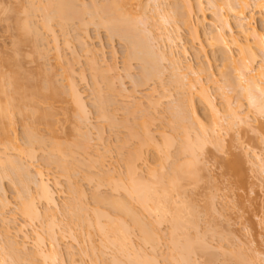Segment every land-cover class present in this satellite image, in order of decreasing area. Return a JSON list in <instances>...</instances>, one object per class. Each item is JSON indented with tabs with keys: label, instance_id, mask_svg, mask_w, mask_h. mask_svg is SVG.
<instances>
[{
	"label": "bare ground",
	"instance_id": "bare-ground-1",
	"mask_svg": "<svg viewBox=\"0 0 264 264\" xmlns=\"http://www.w3.org/2000/svg\"><path fill=\"white\" fill-rule=\"evenodd\" d=\"M79 1L81 3L83 2L81 0H51L48 3L46 2V5L45 4L44 6L41 5L42 9L39 7L40 9L39 11L42 12L43 10L46 14L45 15L46 19L44 21V24H42L43 26L42 28L45 29L44 31L48 30L47 31L48 33L51 32V36H54L52 37L53 38L52 43L56 49V50L55 49L53 50H55V53L57 51V54H56L57 58L55 54L53 56L58 60L61 57H63L59 55L60 50L57 47L58 46L57 42L59 43V41H57L55 32L53 31L51 27V23L53 20H58L60 25H62L63 29L65 30L64 26H67V24L70 21H73V19L75 18H78V17L81 18L80 15H82V13H84L85 11L90 10L92 12V13H90V11L89 13L86 12V14H89V15L92 14L91 18H93L94 15L96 16L98 15V17H96L99 19L97 22L98 24H96L98 25V27L99 26L100 27L102 26V28L105 27L107 29L106 31L110 33L109 35H112L115 37L119 36V38L123 39L127 43L128 45V52L126 56L127 62L136 60V61H139V63H141L142 74L140 75L141 79L139 78L140 81L136 80L138 83V84L136 83L137 86L138 85L140 86V84H143V83L145 85L146 81L148 82V80L150 81L154 77L161 76L162 73H164L163 69L161 68L163 65L162 62H167L168 65H170L169 70H171L173 74V78L176 79L175 83L178 84L176 85V89L178 86L179 87L178 89L182 90L181 93L186 88L185 82L183 83V81L185 80L187 81V79H189L188 80L189 82L187 81L188 86H189V87L187 86V88H189L188 92L186 93L184 91L185 92L183 94L185 95L184 98L182 99L180 97L181 99L180 101H177L178 103L174 104L173 102V104L175 105V106L172 105L173 109L170 108L173 110V112L171 111L172 116H173L172 123L174 124V125L172 124L173 126L172 133L174 135L176 134V137H174L173 134L168 136L166 132L165 133L161 132L160 133L161 140L159 141L158 139H156L157 137L156 138L154 137L155 135L153 136V134H151V131L149 130L148 123H147L149 122L148 119L145 118V121L148 120L146 121V123H144L145 121L144 122L139 121V122H142V125L138 126L137 127L138 130H137L136 127H133L134 125L133 123L137 121V120L134 121L136 119L135 118L133 120L134 122L131 123L133 125L130 124L131 126H129L130 127L128 129L130 130L129 136H132L134 138L137 137V139L139 138L140 140L138 141H140V143L137 144L138 146H136L137 148L135 150H131L133 151L131 152V154L129 152L130 155L127 156L128 158H126L124 177L121 174L120 175L118 174L117 176L115 174L116 172L112 174L111 172L108 171L109 173H111L110 175L107 174L108 173L107 171L105 173L107 174L106 178H107V181H109V185L111 183V185L109 186V187L112 186L111 191L114 192L115 194L118 193V195L122 193L121 194L122 197L120 195H119L120 197H117L118 196L117 194H116L117 196L113 197V193H111L112 195L110 196L108 194V197L106 194V197H105L97 193L95 197L93 196L95 203L91 208L84 204L85 199H86L84 198V196L86 197V195H84L85 194L84 189L81 188L82 185L79 183L81 185V187H79L74 182L77 185L74 190L75 193H77V195L75 194L76 197L74 196V200H73V197L71 198L73 200L72 203L66 204L68 205L67 209L68 208L69 209L67 213L65 212L67 214V217L69 216L68 221L66 223V224L69 223L68 224L69 226L65 227L66 224H64V228L61 227L62 229H60L59 226H61V224L63 225L62 221H60L59 222L60 225L58 226L59 231L55 230L57 228L51 227V225H53V223L58 218V217L56 218V214L52 212L53 210L52 208H57L60 206V205L58 206L57 204L58 202H56V199H55V194H57L55 189L57 188L60 189L61 183L58 181H55L53 185H51L50 184L51 180L50 178L47 177L48 175L46 174L45 176L44 171L39 168H36V170L34 169L33 171L34 173L32 174V165L30 163L34 161L35 159L33 155L35 152L34 148L36 146L34 147V145H36V143L43 144V145L46 144V142L44 143V141L41 140L42 139L41 137H38L40 134L39 132H37L38 134L36 133L38 136L35 135V132L38 131V129L36 130L35 128L37 125V124L35 125V117H38L37 119L40 118L41 121L42 119H44V121L46 120V122L43 121L44 125L46 123V127L45 126L44 127L46 128V130H48L49 132L53 134L54 133L53 129L55 128L52 125L51 120L54 121V118H53L54 115H52V112L54 113V111L51 110V108L54 107L53 106L54 99L57 98L58 100V97H60L61 95L63 96L64 94H67V96L65 95V97H68L70 101L69 103H71L74 106V112L77 109V112L80 115V116L77 115L79 121L83 119V117L86 120L88 119V118H85V117H88L86 116V112H87L86 103L87 102L85 103L83 94L79 91L78 89L79 87L77 83L75 82L76 80L74 78V75L76 76L77 74L74 72V68L72 69L69 66L71 69L68 68L67 70L69 71H66L65 69L66 75L63 74L66 77L65 81H67L66 82L67 87L65 86L67 90L65 92L61 91L62 89L60 90V88H58L57 85H55V81L53 80L54 78L53 74H52L53 76L51 74L47 75V77L49 78V84L51 86H48V85L41 86V84H43L42 82L45 79H42L43 81H41L42 75H39V72L38 74L37 73L36 74L40 76L39 77V82H41L40 85H38L39 82L38 84L36 83L38 81L37 79L38 77H35V75L34 77H32L33 72L29 73L28 71L24 70V67L21 65L23 61L20 62L21 58L19 59V56H21V54L23 53L22 51H24L23 50L24 48L22 49V46H24L23 44L26 43L25 42L26 40H28L27 37L29 35L31 36L34 34L33 36L35 39H33V36H32L33 41L30 40V42L35 41L34 43L35 44L38 43V45H35V44L33 45L31 44V45L33 47L34 45L35 47L38 46L39 48H42V49L46 48L45 43H44V46H42L43 44L40 45L39 42H37L41 39V36L43 37L45 34L42 33V31L41 32L39 30L37 31L35 26L32 25L33 26L32 27L31 24H29V23H32V20L31 19L28 20V18H30L29 16L30 14L28 15L26 13L25 17L27 20L24 18L22 21V19L20 18L22 21L21 23H19L20 21L15 22V23L18 22L17 25L15 24L16 31L18 32L17 34L18 37L15 39L16 41H14V44H13L16 46V48L13 46L14 51L11 50L13 51L12 54H15V57L14 56H13L14 58L11 56L4 57L6 56L5 53H4L5 54L4 56L2 55L3 57L0 56L1 57L0 58V63H1L0 64V123H1L2 143L5 146L4 154L2 155L0 154V191H3L2 192L3 196L6 195L4 193V189L2 188L3 183H1V180L9 178L10 180L12 179L13 181L12 183H15V185L17 183V186L19 187L17 189L19 191V194L16 193L18 196V200H19L17 203L18 204L17 212L19 213V215H21V217L24 219V222H25L24 225H21V226L18 225L12 228L9 222H7L9 224L7 225L5 219H2L1 222H3L2 226L4 227V230H3L4 235L9 236L10 230L12 229L15 230L14 232L15 235L12 237L14 238L13 240L10 239L11 238L10 236H9L10 238L7 236L5 237L3 236L5 238L4 239L1 237V235H3L2 232L0 233V237L2 238V239L0 238V242L3 240V243L2 242L0 243V246H1L0 247L1 248L0 249L1 251L0 264H33V263L38 264V261H39V264H64L65 263L63 260L64 258H62L63 255L60 253L61 249H59L60 248L59 241L60 239L61 240L64 239L66 234H67L66 236L72 237L73 240H75V238H78V237L81 238V235L83 234L82 239H80L81 241L75 240L76 242L78 241V244L79 243L81 244L82 242L83 246L82 244L81 246L83 248L82 247L81 248H82L83 253L80 251L82 254L88 251L86 248H84V242L86 240L83 237H86V239L95 241V239L93 240V237L99 236L100 244L99 245L97 244L99 247L94 245L95 242H92L90 244V241L88 240L90 244L89 246L90 249L88 253L90 254V251H92L91 253L94 256V259H92L93 256H91V254L89 256L92 260H95L98 263L100 262L99 256L102 257L103 255H106L105 253L107 251H109V253H111L109 262L101 261L102 264L104 263L105 264H161L160 261L156 259V257L158 258V255L156 254V251L154 250L159 246L158 245L160 243L159 240L160 239L162 240V238H165V236L163 237V235L159 231L160 230L159 228L161 227L160 225H162L163 223L168 224L167 228L169 229L168 230L169 233L167 234L168 235L167 239L169 240L168 244H169L170 252L168 256L167 255L165 256L166 259L165 258L163 259L162 264H200V263H197V260H195V263H194L193 259L199 253L200 255L202 253H206L204 249L206 250L205 247L207 246H205L206 243L201 241L202 240V238H200L201 233L200 234L197 233L196 236L194 235L196 232H199L198 231L199 229L197 228L199 223L197 222V217L194 214V210L193 212L190 211L191 208L189 207L187 208L186 207L187 205L184 204L185 202L183 203V201L180 200L181 198L180 195H182L180 191L181 189L183 190V184H184L182 182L184 180L186 181L187 179H188L187 181L189 180L193 181L194 179L195 181H197L196 178H198L197 177L198 175L196 176V170H194L195 168L197 169V167H195L194 165L199 163V155L202 153L206 145H209L210 143L212 144V140H213V145H215L214 140L220 137L219 136V134L221 133L220 131L224 127V124L222 125V122L223 123L226 122L229 126V129L232 130L234 126L237 128H240L241 126V129H242L243 126L246 125L245 127L248 128L250 126L248 124L249 122L252 123L251 125L253 126V124L258 123L260 119L264 118V25H263V28L260 30L252 22L254 19V16H253L254 10H258L260 13L264 14V0H206L207 2H204V0H198V2L197 0H194L196 3H198L196 4V6L193 4L194 2H192L193 0H174L176 3L174 5L175 8L170 9L172 11H169V14L171 13L169 16L166 15L168 12L163 9L165 6L164 4L161 3V0H146L147 2H150L151 4H153V7H154L153 10L155 12V15L158 14V16H160L159 22L160 23L162 22L161 27L159 26L160 23L158 24L157 22V24H155L157 21L155 20V18L157 17L154 18L155 20L154 24L156 26L158 25L157 26L158 28H156L157 30L154 29L153 27H151L152 29L150 28L148 21H151L150 20L151 17H149V19L147 17L148 19L147 21V19H145L146 14L144 12L142 11L139 12L140 14L143 13L144 15V19H143V15H140L137 11H136L137 12L136 15L139 14L140 16L136 17L135 15L134 17L133 16L134 13L132 12L133 13L132 15L129 9L127 10L128 6L132 2H135L141 10L146 8L145 5L147 6V8L149 6H152V5H148V3L145 5H142L144 0H106L107 3L105 5H99L96 2L95 3L93 2L90 7L87 6L88 4L84 5V3L81 4ZM77 2L80 3L82 7L80 4L78 5ZM204 3L209 4L208 7L210 6L212 13L214 12L213 15L211 14L212 17H207V14H206L207 9L205 10L206 7L204 6L205 5ZM128 13H130L134 18L130 17ZM99 15H101L100 18H99ZM96 18H94V20L92 19L90 23L93 21L92 23L94 24L96 22L95 21ZM209 18H210V22H208ZM143 20L145 21V23ZM83 22L84 21L81 20V22L79 23H81L82 26H85L86 24H84ZM215 22H217L219 25H216ZM139 23L142 24V26H144L145 29L147 26L146 23H148L149 28L146 30L139 29V26H138ZM182 30L186 31V33L188 34L190 38V43L193 44L192 48L195 50V52H197L198 54H203L205 56L204 63H202V65H199L198 69L196 70L194 69L195 66L193 67L191 61L187 62L188 60L186 61L184 60L186 63H184L183 61V58L186 59V56L189 55L190 49L187 46L188 41L185 42L180 36V32ZM86 36L88 35L86 34ZM43 38L41 40H43ZM84 40L85 38L82 41ZM50 43H51V40H50ZM86 44H88V42L85 43L84 41V43L82 42L81 45L85 46L83 47L85 48V53L89 54V56L90 55L92 56L90 57L92 58L91 63H93V66H95V70H93V72L97 73L99 72L98 71L99 67L97 66V63L95 62L97 54L96 52L93 51L94 52L93 53L92 50H89L90 48H87ZM26 45H28V43H26ZM47 46H49V42ZM38 47L35 49L33 48L34 53L36 51L40 52V50H42V49H38ZM41 52H40V55H42ZM38 53L37 54L35 53L36 56L38 55L37 58H39L40 56ZM44 54H45V51L43 52V56ZM41 57L42 56H40L39 59H41ZM22 59H25L24 56ZM34 59L36 58L34 57ZM213 64H215L216 67L219 69L218 75H222V77L227 76L226 74L227 70H230V72L232 71L234 73L233 74L234 78L232 77V80H231L232 72L229 77V74H230L229 71H228L229 73L228 76L226 77V79L225 78L224 79L230 85V89L234 93L238 94L239 92L240 99L242 98L243 100H246L248 102V106H250L249 108L254 107L253 111L255 113V116L251 117V119L254 118V120L253 119L251 120L249 118V114L251 115V110H249L250 111L249 114H247L248 113L247 111L246 113L247 116H244V115L241 116L242 114L239 116V113H237V111L235 112L236 109L230 106L229 104L230 102H227L230 107L226 105L227 109L223 110L225 112H223L217 107V105L215 104L213 100V97L211 98L212 95L210 96V93H208L209 89L207 85L204 84L202 80V75L206 74L208 78L210 77L208 81L210 80L211 82L216 84L217 82L215 80L216 75L214 72H212ZM26 66L27 65L25 64V67ZM37 68H40V67H37ZM114 68L115 66L110 65V67L108 66L107 68L109 70L105 69L106 71L105 72L103 71L104 70L103 69L102 73L105 76H107L109 72L110 73L109 75H111L112 70ZM36 69H34V72L36 71ZM40 70H43V68L42 69L40 68ZM42 73L43 72H40V74ZM105 73H107V75ZM44 74H46L45 69H44L43 75ZM79 75L81 76V74ZM189 76L191 77L193 76L194 78L193 77L191 78ZM43 77L46 78L45 76ZM98 77L100 78V76ZM101 77L102 79L104 78L103 76ZM170 77H171V74H170ZM82 78L84 79V75H82ZM36 79L37 81H35ZM108 79H109V76H108ZM232 81H234V83ZM46 84H48V81L46 82ZM109 86H112V85H109ZM44 90H48L50 92V95H47V93L46 94L44 93L45 94L44 95L43 94ZM235 90L236 91L238 90V91L236 92ZM48 91H45V92H48ZM154 92L155 90L151 93H148L147 94L148 97L146 96V99L148 98V101H149L147 104L150 103L149 105H152L153 108L161 104V101L163 102V100L165 99L168 100L169 94L167 95L166 93H164V95L162 96L160 95L159 100H158V97H155L157 98V100H155ZM97 94L99 93L97 92ZM165 94L168 97L165 96ZM97 97L100 98L99 95H97ZM172 97H169V99H171ZM160 98H161V101H160ZM57 100L55 101V103L58 102ZM109 100L103 97L100 98V102H99V106L97 110V112H99V115H100L99 117H103V118L107 117V114H108L107 112H109L110 110L108 111L106 107H108L107 105L111 104V103H108ZM243 100L239 101L240 107L242 105L241 102ZM40 102L46 104L47 105L46 107H49V109H46V112L48 110L47 113L39 112V110L41 109L39 108L40 106L39 104H41ZM136 102L139 107L134 104L135 102H133L135 106H133V104L132 105L130 104L129 107L131 108L136 107V108H139L140 110V108L143 107L141 104V101H136ZM139 102L140 104H138ZM175 102H176V98H175ZM128 105L129 104H127V106ZM22 108L23 109L25 108V112H23ZM26 108L31 111V116L28 114L29 112L26 111ZM230 108H232L234 111ZM49 110L52 112L50 113ZM131 110L134 112V111H137L138 109L137 110L131 109ZM131 110H129V112H131ZM202 110H206L207 112H210L209 114H211V121L209 120V117L206 116L207 112L205 111V113H203ZM22 112L25 114H28L30 118L34 117V119L31 118L33 119L31 125L29 124L30 126H28L27 124L26 126V132H24L25 133V137H24L25 147L23 148L17 145L16 133H15V128H14V125H16L15 124L16 121L14 117L17 116L18 114H20L18 115L20 117L23 116ZM222 112L224 113V115ZM38 113L39 114L41 113V114L37 115ZM25 114H24V118L27 117ZM145 114L147 115L148 113H145ZM111 115L109 114L108 116H111ZM146 115L145 116L143 115V117H146ZM112 121L113 122L111 123L113 124L114 120ZM21 122H22V119H21ZM125 122H130V121L128 119ZM28 123H30V121ZM137 123L138 122H136L134 126H136ZM126 124L124 125L119 124V125L125 127ZM25 125L26 124L23 125V128L25 127ZM257 125L258 124L254 126L258 129ZM113 126L119 127L118 125H115V123L113 124ZM139 127L142 130H140ZM139 132L140 133L142 132V133L140 134ZM89 135L90 133H88V136ZM85 138L88 139L86 134H85ZM85 138L83 137V139ZM98 138L100 140L102 137H98ZM171 140H174L175 142ZM84 141H82L84 144L77 143L76 141L77 144H75L74 146L77 149L81 148L79 150H83L85 148ZM124 142L121 145L124 146V144H126V141ZM176 142H179L178 143L179 145L178 147L176 145L177 152L175 153V155L179 157L176 156L177 159L175 161L173 160L171 161L172 165L169 166L170 168L168 170L170 171V173L167 171L165 174L162 171V169L165 170L163 164H161L160 169L159 168L156 169L155 167L157 166H153L155 165L154 158H156V156L162 155V157H164V160L166 161H169V159L171 160V158L174 155L172 157L169 155L171 154L169 147L174 146ZM219 142L221 143V139L220 141L217 142V145H220ZM51 145L52 146L50 147V153H48L49 155L47 154V161H46L47 165H51V164L52 165L54 164V166L58 165L59 167V168L57 167L58 169H60V167L62 168L61 174L67 175L69 169L71 170V168H69L71 167V160L74 159V161H76L75 158H72L70 160V165H68L69 163L68 157L74 154L72 151L73 144L72 145L68 144L71 147L69 146L65 147V145L62 146L58 140L57 142H55L54 140L53 144ZM75 147L73 150H75L74 152H77ZM125 147L127 146L125 145L124 148ZM144 148H146V150ZM10 151H13L14 154L16 155L13 156L12 153L11 154L7 153ZM149 152L153 159L150 158ZM24 155H26L28 157L27 160H31V162L28 163L26 161L27 162L26 163L24 161L25 163H23L22 161L23 158L21 159V157L22 156L24 157ZM75 156H71V157H75ZM99 157L101 158L103 156L100 155ZM32 158L34 159L32 160ZM182 158L184 159L186 158V159L184 160ZM255 158H258L257 160L260 159L258 155L255 156ZM98 159L99 158L95 160L97 162H100V161L102 162L104 160V159L101 160L102 158L99 160ZM180 160H182L183 162L181 161L180 163ZM67 161L68 163L65 164ZM261 161L262 160L260 159L259 162ZM98 164H101V163H98ZM86 165L88 164L85 163L83 166H86ZM100 166L102 167V164ZM233 166L237 167L239 165L235 164ZM89 167L90 165L86 167V169H88ZM142 167L143 168L145 167L146 169L144 168L145 169L144 170ZM95 168L97 169L98 167L96 166ZM263 169L264 167L262 166L261 170L263 171ZM75 170L76 169H74V173L77 174V171L75 172ZM158 170H161V172L158 173L159 176H157ZM144 172L147 174L144 175L145 174ZM101 173L103 174L101 177H103L105 174L103 172ZM81 174H84V173H81ZM86 174L88 173H85V175ZM69 175L70 174H68V176ZM88 175H86V177H88ZM96 176L94 177L96 178ZM115 176H117V179ZM99 177L97 176V178ZM82 178H84V176H82ZM71 180L73 181V178H71ZM92 180H89V181H92ZM31 183L35 185V186L33 185L35 187V191L33 190V192H35L36 194L32 192V188L30 187ZM98 188L99 187L95 185V189H97L96 191H98L101 187L99 189ZM69 190H72L71 187ZM0 200H2L0 202L4 209L5 207L8 208V206H10L9 201L6 200V198L0 199ZM40 201L45 203L48 207L45 212L44 211L41 212V209L38 204V202ZM105 204L108 205L107 207H111L112 209L111 211H113L112 212L113 215L109 214L111 213V211L108 213L109 209L108 210L104 209L105 211H107V213L105 211H102V209L100 208L101 207L100 205H102V207L103 206L105 207ZM135 205H137L138 208ZM95 206H98V207L100 206V207L98 208ZM60 207H63V206H60ZM2 213L1 215H3ZM62 213L63 212L61 210V214ZM143 213H146V214H143ZM196 214L198 215V213ZM144 215L145 216L149 215L150 217L152 216L154 221L150 223V220H148L149 221L148 223ZM125 217H127L130 220V222L126 221ZM45 220L51 222V223L48 222V224L50 223V226L48 224L46 225L47 227L46 234H48V236L50 237V239L49 237L47 238L50 241L49 243L46 242L44 239L46 236L44 238L43 236H41L44 230L40 231L38 229L39 230L38 232L36 228L32 227V228H29L30 231H28L29 229H27L26 227V226H30L32 222L40 221V223L41 222L44 223ZM58 221H56L55 223H57ZM72 224L78 227L80 226L79 228H81V230L85 232L83 233L82 231L80 235L78 234L79 236L78 235L76 236L75 233H72V228H71L73 227ZM43 227L44 226H42L41 228ZM78 227H75V228H78ZM134 230H136L137 232L139 231L138 234H140L139 236H140V241H141L140 245L144 246L143 247L144 249H145V245L146 247L149 245H152V247H154L152 248L154 251L153 253L151 254L145 253L144 252L145 250H143V248L140 245L139 247H137L138 246L136 245L137 242H134L135 240L132 238V235L134 236L133 232H136ZM191 231H194L193 234ZM59 234L61 235V237L58 239ZM31 236L34 237V238L32 237L33 240H31L32 239ZM6 237L10 239V241L7 240ZM29 242L33 243L34 246L33 245L32 246L34 247V249H33V252H31L32 250L31 251L29 250L30 253H26V251L28 252L27 246L29 245L27 244ZM4 243L5 245H3ZM96 248H99V249H96ZM83 249H85V251H83ZM98 250H100L101 254L99 253ZM198 250H200V252H198ZM95 252H98L100 255L99 254L97 255V253ZM109 253H107V257ZM207 253H209V250L207 251ZM207 253H206V256L208 255ZM154 254H156L157 256L155 257ZM238 254H236L237 257H238ZM70 255L74 258L72 254ZM148 255L149 256L152 255L153 257L151 256L149 257ZM207 257L210 259H207L205 263L209 262L208 264H211L210 261L212 260V257H209V255ZM234 257L233 256L229 257V259L232 258L236 260L235 262H237V264H244L245 259L242 258L243 256L240 257L239 255L238 257L239 259L237 257L236 258ZM73 258L71 259V261L69 260L71 264H73L72 263V261H74ZM213 258H214V255H213ZM36 259H39V260L36 261ZM75 261H74V264H75ZM212 263H214V261Z\"/></svg>",
	"mask_w": 264,
	"mask_h": 264
},
{
	"label": "rangeland",
	"instance_id": "rangeland-1",
	"mask_svg": "<svg viewBox=\"0 0 264 264\" xmlns=\"http://www.w3.org/2000/svg\"><path fill=\"white\" fill-rule=\"evenodd\" d=\"M49 1H51V0H49ZM49 1L48 0H0V56L3 57L6 54V56H4V57H8V56L9 57L10 56L15 57V54H12V52L14 51L13 46L16 48V46L13 45L14 41H16L15 39L18 37V35H17L18 32L16 31V25L18 24V22L17 23H15V22L20 21L19 23H21L24 18L26 19V17H25L26 13L28 15L30 14L29 15L30 18H28V20L31 19L33 24L32 23H29V24H31V26L32 25L35 26L37 31L38 30L40 32L42 31V33L45 34V35L42 34V35H44L43 36L44 38L41 36V39L43 38V40L40 39L43 42H41L40 40L37 42H39L40 45L43 44L42 46H44V43H45V45H46L45 47L47 49L45 47H44L45 49H42V48H39L37 46L38 49L43 50V51L40 50V52L42 51L41 52L42 55H40L39 51H38L39 53L37 51L35 52L36 54L38 53L40 56H42L41 59H39L40 56H39V58H37L38 55L36 56V54L34 53V49L37 48V47H35V45H38V43L36 42L37 44H35L34 43L35 41L32 42L33 41L32 36L34 34L31 36L29 35L30 37L29 36L27 37V39L29 41L28 40L25 41L26 43H28V45H26V43L23 44L24 46H22V49L24 48L23 49L24 51H22L23 53L21 54V56H19V59L21 58L20 62L23 61L22 62L23 64L21 63V65L24 67V70L28 71L29 73L33 72L32 77H34V75H35V77H38L37 78L38 81H37V79L35 80V81H37L36 82L37 84L39 82V77H40L37 75L39 72V75H42L41 81H43L42 79H45L44 81H46V82L48 81V84H46V82L43 81L42 83L44 85L41 84V86H45V85L51 86L49 84V78L47 77V75L53 74L54 76L53 75L52 76L55 79L53 77L52 78L55 81V85H57V87L60 88V90L62 89L61 91L65 92L67 90V88H66L67 87V83H66L67 81H65L66 77L64 76V75H66L65 69H66V71H69V70H67L68 68L69 69L74 68V72L77 74L76 76L74 75V78L76 80L75 82L77 83V85L79 87L78 88L79 91L83 94V98L85 100V103L87 102L86 103V109H87L86 110L87 111L86 116H88V117H85V118H88V119L86 120L83 117V119H81L79 121L78 116H80V115L78 114L76 108H75L76 109L75 112L77 114L74 112V106L71 103H69L70 102L69 98L65 97V95L67 96V94H64L63 96L61 95L60 97H58V100H57V98L54 99L53 100L54 101L53 102L54 107L51 108V110H53L54 113L49 110L50 113L52 112V115H54L53 118H54L55 122L53 120H51V123L55 128V129H53L54 133L52 134L51 132L46 130V128H45L46 123L44 125V122H46V120L44 121V119H42V121H41L40 118L37 119L38 117H35V125L37 124L35 128H36V130L38 129V131H36V130H35L36 132L34 131L35 135H37L38 134L37 132H39L40 134H39V136L38 135L37 136L41 137L42 138L41 140H43L44 143L46 142V144H45L46 146L43 144H38V143H36V145H34V147L36 146L37 148L33 147L35 150V152L33 151L34 152L33 157L35 159L32 158V160L34 159V161H32V162H31V160H27L28 157L26 155H24V157L23 156L21 157V159L23 158V160H22L23 163H25L26 161L28 163L31 162L30 164L32 165V174L34 173L33 172L34 169L36 170V168H39V169H42L44 171L45 176H46V174L48 175L47 177L50 178V180H51L50 184L51 185H53V183L55 181H58L61 183L60 184L61 188L55 189L56 193H57V194H55V199H56V202H58L57 203L58 206L59 205L63 206L64 209H63V207H60V206L57 208L50 207L53 209L52 212H54L56 214V218L58 217L56 221L59 220L57 223H55L56 221L53 223V225L55 224L54 226H56V227H54L53 225H51V227L57 228L55 230L59 231V228L60 229L64 228V224H66L68 221L69 216L67 217L66 213L68 212L69 208L67 209L68 205H66V204L72 203L74 200V196L76 197L77 193H75L74 190H75L77 185L79 187H81V185H82L81 188L84 189V192H85L84 195H86V197L84 196V198L88 199V200L85 199L84 204L86 206L91 207V208L95 203L94 197L97 193L99 195L105 196V197H106V194H107V197H108V194H109V196L112 195L111 193H113V197L118 195V193H116L117 194L116 195L114 192L111 191L112 186L109 187L111 185V183L109 185V181H107L106 176H107V174L110 175L111 173L114 174L116 172L115 174L117 176H118V174L119 175L121 174L124 177L126 158H128L127 156H129L131 154V152H133L131 150H135L137 148L136 146H138L137 144L140 143V141H138V140H140L139 138L137 139V137L134 138L132 136H129L130 135L129 134L130 130H128L130 128L129 126H131L133 124L135 125L136 122H138L136 126L133 125V127H136V129L138 130L137 127L142 125V122H144L145 118H146L149 120V122H147V123H148L149 130L151 131V134H153V136L155 135L154 137L155 138L157 137L156 139H158L159 141L161 140V136H160L161 132H164V133L166 132V134H168V136L173 134L172 133V131H173L172 130V128H173L172 117L173 116L171 113V111L173 112L172 105L175 106L174 104L178 103L177 101H180L181 98L182 99L184 98L185 95H183V94L185 92L186 93L188 92L189 88H187V86H188V82H189L188 80L189 79H187L188 82L186 80L183 81V83L185 82L186 88L181 93L182 90L181 89L179 90L178 86L176 89V85H178V84L175 83L176 79L173 78V74H172L171 70H169L170 65H168L167 62H162L163 65L161 63V65H162L161 68L163 69L164 73H162L161 76L154 77L150 81L148 80V82L146 81L145 85L143 83V84H140V86L139 85L137 86V84H138L137 81H140L139 78L141 79L140 75L142 74L141 63H139V61H136V60L135 61H133V60L129 61L130 63L127 62V60H126V56H127V52H128L127 43L123 39L119 38V36L115 37V36L109 35L110 33H108V31H106L107 29L105 27H103V28H102V26L98 27V25H96V24H98L97 22L99 20L98 18H96V17H98V15L97 16L94 15V17L91 18L92 14H90V15L86 14V12L89 13L90 10L85 11V12L83 11L84 13H82V15H80L81 18L78 17V18L73 19V21H70L67 24V26H64L65 30L63 29L62 25H60L58 20L52 21L51 27H52L53 31L55 32V36L57 37L56 38L57 41H59V43L57 42L58 46L57 45L56 46L60 50V51L58 50L60 52L59 55L63 56L59 60L56 59L57 58V55H56L57 51L55 53L56 49L52 43L53 42L52 37H54V36H51L50 31H49L50 33H48L47 29H46L47 31H44L45 29L42 28L43 27L42 24H44V21L46 19L45 18L46 14L43 10H42V12L39 11L40 10L39 7L42 9L41 5L44 6V4L46 5V2L48 3ZM81 1H83L82 3L79 1L81 4H83V3H84V5L88 4L87 6H89V7L92 5L93 2L94 3L96 2L99 5H105L107 3L106 0H81ZM192 2H194L193 4L195 6H196V4H198L194 0ZM197 2H198V0H197ZM204 2H207V1L204 0ZM80 3L77 2L78 5ZM100 3H102V4H100ZM147 3H148V5H152V6H149L147 8V6L145 5ZM149 3L150 2H147L146 0H144V2L142 3V5H145V7L147 8V9L145 8L146 10L145 9L141 10L135 2H132L128 6V8L127 7L126 8H127V10L129 9L130 13H132V12L134 13V15L132 13V15L134 17L137 14V12L138 13L140 11L144 12L146 14L145 19H147V17H148V19H149V17H151L150 18L151 21H148V19H147V21L149 22L150 28L153 27L154 29H156V28H158L157 27L158 25L156 26L155 24H157V22H158V24L160 23L159 22L160 16H158V14L155 15V12L153 10L154 9L153 4H151V3L149 4ZM161 3L164 4V6L166 7V8L164 7L163 9L168 12L166 15L169 16L171 14V13L169 14V11H172L170 9L175 8L174 7V5L176 4L175 1L174 0H161ZM206 4L204 6L206 7L205 10L207 9L206 10L207 11L206 12L207 17H212L214 12L212 13L210 6L208 7L209 4H207V6H206ZM35 7L37 8L38 11L36 10ZM81 7H82V5H81ZM30 8H32V9H30ZM22 9H23V11H22ZM86 10H88V9H86ZM129 11H127V12H129ZM90 13H92V12L90 11ZM130 13H128L130 15V17L134 18ZM139 14L136 15V17L143 15V13L140 15ZM100 16L101 15H99V18H100ZM253 16H254V19L252 21L253 24L261 30L263 28V25H264V22H263L264 21V14L260 13L258 10H254ZM155 17H157V18H155ZM20 18L22 19V21ZM94 18H96L95 19L96 22L94 21L95 22L94 24L92 23L93 21L90 23V21L92 19L94 20ZM154 18H155V20H157L156 23L154 22L155 21ZM138 19H139V17H138ZM143 19H144V15H143ZM81 20L84 21L83 23L86 24L85 26H82L81 23H79V22H81ZM208 20H209L208 22H210V18ZM136 21H137V19H136ZM34 23H35V25H34ZM144 23H145V21H144ZM161 23L159 24L160 27H161ZM146 24L148 26V23H146ZM215 24L219 25L217 22H215ZM138 26H139V29H142V30L145 29V27L142 26V24H140V23ZM147 26H146V29L149 28V26L148 27ZM33 29H35V28H33ZM234 31H235V29H234ZM85 33L89 37L86 36ZM180 36L182 37V39L185 42L188 41L187 46L190 49L189 55L186 56V59L183 58V61L184 60L185 61L188 60L187 62L191 61L193 67L195 66L194 69L195 70L198 69L199 65H202V63H204L205 56L203 54H198L197 52H195V50L192 48L193 44L190 43V38H189L188 34L186 33V31L182 30L180 32ZM46 37H48V38H46ZM84 38H85V40H84L85 43L88 42V44H89V45L86 44V47L90 48L89 50H92V52L94 51L97 54L96 55V61H95L97 63V66L99 67L98 68L99 72H97V73L93 72V70H95V66H93V63H91L92 58H90V57H92V56L91 55L89 56V54H86L85 48H83L85 46L81 45L82 42L84 43V41H82ZM33 39H35L34 36H33ZM30 40H32V41L30 42ZM50 40H51L52 44L50 43ZM48 42H49L50 47L47 46ZM31 44L32 45L35 44L34 45L35 48ZM53 49H55V50H53ZM11 50H13V51H11ZM30 51H31V53H30ZM44 51H45V54L43 56ZM10 54H12V55H10ZM23 54H25V55H23ZM31 54H32V56H31ZM54 54L56 55V58L53 56ZM23 56L25 59H22ZM34 57L38 60L34 59ZM32 59H34V60H32ZM185 61H184V63H186ZM24 63L27 65L26 67H25ZM42 64L44 65V67ZM110 65L115 66V68L113 69L114 71L112 70L111 75H109L110 74L109 72H108V75H107V73H105L107 75V76H105L102 72L105 71V69H107L108 66L110 67ZM92 66H93V68H92ZM97 66H96V68H97ZM37 67H40L41 69L43 68V70H40V68H37ZM34 69H36L35 72H34ZM44 69L46 70V74L43 75ZM109 69H107V70H109ZM168 70H169V72H168ZM47 71H48V73H47ZM228 71L230 72V70H227V73H226L227 76L229 74ZM40 72H43V73L40 74ZM212 72H214L216 75V77H215V80L217 81L216 84H214L210 80L208 81V79L210 77L208 78L206 76V74L202 75V80H203V83L207 85V87L209 89L208 93H210V96L212 95L211 98L213 97V100H214L215 104L217 105V107L222 111L224 109L226 110L227 109L226 105H228L227 102H230L229 103L230 106H232V108L236 109L235 112L237 111V113H239V116L241 114H242L241 116H243V115L247 116L246 115L247 111H248L247 114H249V112H250L249 110H251V115L249 114V118L251 119V117H254L255 116V113L253 111L254 107L249 108L250 106H248V102L246 100H243L242 98L240 99L239 92L237 94V93H234L230 89V85L225 81L227 76L222 77V75H218L219 69L216 67L215 64H213ZM231 72L229 74V77L231 75ZM79 74H81V76ZM170 74H171V77H170ZM233 74L234 73L232 72L231 80H232V77L234 78ZM82 75H84V79L82 78ZM43 76H45L46 78H44ZM98 76H100L101 79ZM101 76H103V77L105 76V77L102 79ZM108 76H109V79H108ZM189 77H191V76H189ZM106 78H107V80H106ZM173 80H174V82H173ZM232 82L234 83V81H232ZM40 83L41 82H39L38 85H40ZM235 83H236V81H235ZM109 85H112V86H109ZM186 89H187V91H186ZM154 90H155L154 98L158 97V100H159V96L164 95V93H166L167 95L169 94L168 95L169 97H172V96L173 97L171 99H169V97L165 94V96L168 97V100H166V99L163 100V98H162V100H163V102H162L161 98H160L161 104L158 105L159 107L158 106L155 107L156 108L155 109V108H153L152 105H149L150 103L147 104L149 101H148V98L146 99L147 94L153 92ZM45 91H48V90H44L43 94L47 93V95H50L49 91L48 92H45ZM97 92L99 94H97ZM180 93L182 94V96ZM170 94H171V96H170ZM97 95H99L100 98L103 97L107 100H109V98H110L108 103H111V104L107 105L108 107H106L108 111L110 110L109 112L106 111L108 113L107 117H106L107 120L105 117L104 118L99 117L100 115H99V112H97V110H98L100 98L97 97ZM227 97H228V99H227ZM175 98H176V102H175ZM178 98H179V100H178ZM229 98H231V99H229ZM56 100L58 102L55 103ZM155 100H157V98H155ZM240 100H243L241 102L242 108L240 107V104H239ZM129 101H130V103H129ZM132 101L135 102L134 103L135 105H137L136 101H141V104L143 106L142 108H140L141 111L139 110V108L129 107L130 104L131 105L133 104ZM173 102H174V104H173ZM40 103L42 104V106H41V104H39L40 105L39 108H41L40 109L41 111L39 110V112L45 113L46 109H49V107H46L47 105L42 103V102H40ZM127 104H129V105L127 106ZM134 104H133V106H135ZM138 104H140V102ZM147 105H148V107H147ZM149 106L152 108H150ZM126 107H127V109H126ZM170 108H172V109H170ZM232 108H230V109H232ZM131 109H133V110L138 109V110L133 112ZM22 110H23V112H25V108L24 109L22 108ZM129 110H131V112H129ZM26 111H28L29 112L28 114L31 116V111L27 108H26ZM202 111H203V113H205L206 110H202ZM47 112H48V110H47ZM223 112H225V111H223ZM145 113H148V114L146 115ZM209 113L210 112H207L206 116L209 117V120L211 121V114H209ZM24 114L25 113H23V116H21L22 118L20 116H18L20 114H18V115L16 114L17 116L14 117L15 121H16V123H15L16 125H14L15 133H16V142H17V145L20 146L21 148L25 147V140H24L25 139L24 138L25 133L24 132H26V126H27V124H28V126H30L33 119H34V117H31V118H33V119H31L28 114H25L27 117L25 116L26 118H24ZM40 114L38 113L37 115H40ZM109 114L110 115L112 114V115L108 116ZM143 115L144 116L146 115V117H143ZM223 115H224V113H223ZM19 117L22 119V122H21V119ZM108 117H109V119H108ZM112 117H113V119H112ZM29 119H31V120H29ZM110 119L114 120L115 125H118L119 127H117V126L114 127L113 126L114 123L112 124L111 122H113V121ZM128 119L130 122H125ZM252 119L254 120V118H252ZM25 120H26V122H25ZM39 120L41 121V123ZM133 120L134 121L137 120V121L135 123L131 124L132 122H134ZM148 120H146V121H148ZM29 121H30V123H28ZM139 121H142V122H139ZM146 121L144 123H146ZM24 124H26V125L23 128ZM33 124H34V122H33ZM119 124H121V125L126 124V125H125V127H123ZM223 124H224V127H223V129H221V131H220L221 133L219 132L221 134V135L219 134V136L221 138L218 137V139L214 140L215 145H213V140H212V144L210 143L209 145H206V147H204L202 153L199 155V163L194 165L195 167H197V169L194 167L195 168L194 170H196V176L198 175L197 176L198 178H196V176H195L197 181H195V179L193 181L192 180L187 181L188 180L187 179L186 181L184 180L185 182L184 181L182 182V183H184L183 184V190L181 189L180 192L182 193L183 197H182V195H180L181 196L180 200L183 201V203L185 202L184 204L187 205L186 206L187 208L188 207L191 208L190 211L193 212V210H194V214L197 217V222L199 223L198 227H197L199 229L198 230L199 232H196L194 235L196 236L197 233H199V234L201 233L200 234V236H201L200 238H202L201 241L206 243L205 246H207V247H205V246L204 247L206 248L207 251L209 250V253H207V251L205 249H204V251L209 255V257H212V260L210 261L211 264H237V262H235L236 260H234L232 258L229 259V257H232V256L234 257L238 253H239L238 257L240 255V257L243 256L242 258L245 259V261L243 260L244 264H264V169H263V171L261 170L262 166L264 167V118L260 119L259 122L256 123V124H258L257 125L258 129L255 127L256 124H253V126H252L251 125L252 123H250V122L248 123L250 125L249 126L250 129H249V127L246 128L245 127L246 125L245 126L242 125L243 126L242 129H241V126H240V128H237L234 126L235 128L233 127L232 130H230L229 126L226 122L225 123L222 122V125ZM37 126H38V128H37ZM126 127H127V129H126ZM139 129H140V127H139ZM253 129H254V131L255 130L256 131L254 132ZM140 130H142V129H140ZM218 130H220V129H218ZM88 133H90L89 136H88ZM85 134L88 137V139L85 138ZM173 136L176 137V134L175 135L173 134ZM83 137L85 139H83ZM98 137H102L101 138L102 140L100 139L101 140L100 141ZM130 137H131V139H130ZM53 138H54L55 142H57V140H58L59 143L62 146L65 145V147H68L69 146L68 144H71V145L73 144L72 151L76 156L74 154L70 155V157L71 156H75V157H71V158L68 157L69 163H68V161L65 163V164L68 163V165H70V160L72 158L76 159V161H74V159L71 160V167H69V168H71V170H73V171H71L69 169L70 172L68 171V174H70L69 175L70 177L68 176V174L67 175L61 174L62 168L60 167V169H58L59 168L58 165L57 166L56 165L54 166V164L53 165L52 164L47 165V162H46L47 161V154L50 153V147L52 146L51 144H53V142H54ZM219 138L221 139V143L219 142L220 145H217V142L220 141ZM71 141H72V143H71ZM76 141H77V143H82V144H84L82 142V141H84L85 142V145H84L85 148L84 149L82 148L83 150H79L81 148L77 149L74 146L75 144H77ZM124 141H126V144H124V146L125 145L127 146L125 148L123 145H121ZM171 141H174V140H171ZM73 142H75V143H73ZM178 143L179 142H176V144L174 146L169 147L170 153L172 154V155L171 154H169V155L171 157L174 155L172 157L173 159L171 158V160L169 159V161H166V160H164V157H162V155L156 156V158H154L155 159L154 160L155 165H153V166H157V167H155L156 169H158V168L160 169L161 164H163L165 170L162 169V171H163V173L166 174V172L170 168L169 166L172 165L171 161L172 160L175 161L177 159V157H179V156L175 155V153L177 152V147L179 145ZM176 145H177V147H176ZM41 146L43 149L41 148ZM222 146H224V147H222ZM69 147H71V146H69ZM74 147L77 150V152H74L75 151V150H73ZM118 147H120V148H118ZM144 149L146 150V148H144ZM4 151H5V146L2 143L1 123H0V154L1 155L4 154ZM129 152H130V154H129ZM7 153H10V154L12 153L13 156L16 155V154H14L13 151H10ZM149 154H150V152H149ZM100 155L103 156V157H101L102 159L99 157ZM257 155L262 160L261 162H259L260 159L257 160L258 158H255V156H257ZM123 157H124V159H123ZM97 158H99L101 160L104 159L103 160L104 162L103 161L97 162L96 161ZM150 158L153 159L151 154H150ZM182 159H184V158H182ZM93 160L96 162H94ZM165 161L168 163H166ZM181 161L182 160H180V163H181ZM236 161H237V163H236ZM72 162L73 163L75 162V163L73 164ZM178 162H179V160H178ZM32 163H34V164H32ZM83 163L84 164L86 163L88 165L83 166L84 165ZM91 163H93V164H91ZM98 163H101L102 167L100 166L101 164H98ZM75 164H77V165H75ZM235 164H237L239 166L234 167L233 165H235ZM72 165H73V167H72ZM89 165H90V167L88 169H86V167H88ZM77 166H79V167H77ZM91 166H93V167H91ZM94 166L95 167L97 166L98 168L96 169ZM90 168H92V169H90ZM74 169H76L75 172L77 171V174L74 173ZM86 171H88V172H86ZM106 171L107 172L109 171L111 173L108 172L107 174H105ZM112 171H114V172H112ZM158 171H157V176H159L158 173H160L161 170H158ZM101 172H103L105 174L103 177H105L106 180H105V178L101 177L103 175ZM168 172L170 173V171H168ZM81 173H84V174H81ZM85 173L89 174V175L86 174V175H88V177H86ZM98 174H100V175H98ZM146 174L147 173H145L144 175H146ZM63 175H65L66 177ZM81 175L84 176V178H82ZM96 175L98 177L100 176L101 179H100V177L97 178ZM94 176H96V178ZM117 176H115L116 179H117ZM71 178H73V181L71 180ZM88 178H89V180L94 179V180H92L93 182L89 181ZM97 180H99V181H97ZM12 182H13L12 179L10 180L9 178L1 180V183H3L2 188L4 189V193L6 195L3 196L2 195L3 191H0L1 192L0 193V199L6 198V200H8L9 204H10V206H8V208L5 207V209H4L1 205V202H0V233L2 232V234H3V235H1L2 238L7 236V235H4V233H3L4 227L2 226L3 225L2 224L3 222H1L2 219H5L6 224L7 225L10 224V226L12 228L14 226L24 225V223H25L24 219L17 212L18 211V209H17L18 204L17 203L19 201L18 196H17V194H19V191L17 189L19 187L17 186V183L15 185V183H12ZM69 182L70 183L72 182L73 184L71 183V185H70ZM102 183H103V185H102ZM99 184H100V186H99ZM31 185L33 186L34 184H32V183L30 184V187L32 188V192H33V190L35 191V187H34L35 185L33 186L34 188ZM69 185H70L72 190H69L70 189ZM72 185H73V187H72ZM95 185L98 186L99 188L100 187L101 188L100 189L98 188L99 190L96 191L97 189H95ZM58 190H59V192H58ZM33 193L36 194L35 192H33ZM121 194H119V195L122 197ZM119 195L117 197H120ZM15 197L17 200L15 199ZM72 197H73V200L71 199ZM0 201H2V200H0ZM38 204H39V207L41 209V212H43V211L45 212L46 209L48 208L47 205L41 201L38 202ZM100 206L99 207L102 209V211H105L104 209H106V210L109 209L108 210V213H109L112 210L111 207H107L108 205H106V204H105V207L104 206L102 207V205H100ZM135 206L137 207V205H135ZM95 207H98V206H95ZM65 209H67V210H65ZM212 209H214V210H212ZM55 210H56V212H55ZM61 210L63 212L62 214H61ZM105 212L107 213V211H105ZM112 212L113 211H111V213H109V214H112ZM1 213L3 215H1ZM196 213H198V215ZM65 214H66V216H65ZM143 214H146V213H143ZM148 216L149 215H146V216L144 215L146 221L150 220V223L153 222L154 221L153 217L151 216L152 217L151 218L149 216V218H148ZM64 217H65V219H64ZM198 217H199V219H198ZM125 219H126V221L130 222V220L127 217H125ZM145 219H144V221H145ZM60 221H62V223H63V225L61 224V226H59ZM7 222H9V224ZM48 222H50V221L45 220L44 223H42V222L40 223V221L39 222L35 221V222H32L30 226H26V227H27V229L33 227V228H36L37 230L39 229L40 231L44 230L42 232L44 235L43 234L42 235L40 234V235L43 236V238L46 236L44 239L46 242L49 243L50 241L47 239L49 236H48V234H46L47 233L46 232L47 231L46 225L48 224ZM50 223L48 224L49 226H50ZM148 223H149V221H148ZM68 224H66L65 227H68L69 226ZM42 226H44V227L41 228ZM58 226H59V228H58ZM72 226L73 227H71V225H70V227L72 228V233H75L76 236L78 234L80 235V233L83 231V230H81V228H79L80 226L78 227V226H75L73 224H72ZM74 226L78 227L79 229L75 228ZM160 226L161 227L159 228L160 229L159 231L163 235V237L165 236V238H162V240L160 239L161 241L159 240V242H160L158 244L159 246L157 248L155 247L156 249L154 251H156L158 258L156 257L157 256L156 254H154V255H155L156 259L159 260L160 263L162 264L165 256L166 255L168 256V254L170 252L169 251L170 248H169V244H168L169 240L167 239L168 238L167 234L169 233V231H168L169 229L167 228L168 224L163 223ZM39 230H38V232H39ZM79 230H81V231H79ZM28 231H30V229ZM134 231H136V230H134ZM14 232H15V230H13V229L10 230L9 236L11 238L9 236H7V237H9L10 239L13 240L14 238H12V237L15 235ZM84 232L85 231H83V233ZM138 232L137 231L133 232L134 236L132 235V238L135 240L134 242L138 243V244L136 243V245H138L137 247H139V245L141 244L140 236H139L140 234H138ZM191 232L193 234L194 231H191ZM75 234H73V235H75ZM66 235H65L64 239H62V240L60 239V241H59L60 242L59 243L60 244L59 249H61L60 253L63 255L62 258H64L63 259L65 262L64 264H71L70 261L73 257L70 254H72L74 256L73 260L74 261L76 260L75 264H77V262H78V264H82V263H84V264H96V263L102 264L101 261L102 262L103 261L109 262V259L111 257V255H110L111 253H109V251H107L105 253L106 255H103L102 257L99 256L101 258V260L99 258V261H100L99 263L95 260H92V259H94V256L91 253L92 251H90V254H91V256H93V258L91 259L89 256L90 255L88 253L89 249H90L89 246L92 242H95L94 245L98 246L100 244V237L99 236L93 237V240L95 239V241H92V240L86 239V237H83L86 240V241L84 240L85 241L84 242V248H86L88 251H86L84 254H82L83 253L82 252L83 244L81 242V244H82V246H81V244L80 243L78 244V241L76 242L75 240L82 239L83 234L81 235V238L78 237V238H75V240H73L72 237L66 236ZM58 236H59L58 237V239H59L61 237V235L59 234ZM7 237H6V239L10 241V239H8ZM32 237L33 236H31V238ZM197 237H199V236H197ZM33 238L31 240H33ZM49 239H50V237H49ZM7 240H5V241H7ZM88 240L90 241V244H89ZM20 241H21V239H20ZM1 242L3 243V240ZM31 242H29L27 244L29 246L26 245L28 248L27 249L28 252L26 251V253H30L31 250H32L31 252H33V249H34L33 246L34 245ZM48 243H46V244H48ZM3 245H5V243ZM140 246L142 248L144 247L142 245H140ZM152 248H154V247H152V245H149L147 247L145 245V249L143 248V250H145L144 251L145 253L151 254L154 252ZM96 249H99V248H96ZM83 251H85V249H83ZM98 251L100 253V250H98ZM198 252H200V250H198ZM95 253H97V255L99 254L98 252H95ZM107 253H109L108 257H107ZM206 253H202L201 255H200V253L199 254L197 253L198 255L196 257H194V259H193L194 263H195V260H197V263L208 264L209 262L208 263H205V262L207 261V259H210V258L207 257L208 255L206 256ZM0 254H1V251H0ZM86 254H88V255H86ZM211 254L214 255V258H213V255H211ZM80 256H82V257H80ZM150 256L153 257L152 255H150ZM193 256H195V255H193ZM236 257H234V258H236ZM38 260L39 259H36V261H38ZM74 261H72L73 264H74ZM213 261H214V263H212ZM33 264H35V263H33ZM38 264H39V261H38Z\"/></svg>",
	"mask_w": 264,
	"mask_h": 264
}]
</instances>
